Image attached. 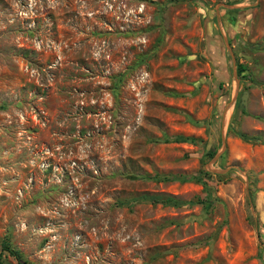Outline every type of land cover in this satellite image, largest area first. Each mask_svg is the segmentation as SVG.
<instances>
[{
    "label": "rangeland",
    "instance_id": "1",
    "mask_svg": "<svg viewBox=\"0 0 264 264\" xmlns=\"http://www.w3.org/2000/svg\"><path fill=\"white\" fill-rule=\"evenodd\" d=\"M3 239L30 264H262L264 0H0Z\"/></svg>",
    "mask_w": 264,
    "mask_h": 264
},
{
    "label": "trees",
    "instance_id": "2",
    "mask_svg": "<svg viewBox=\"0 0 264 264\" xmlns=\"http://www.w3.org/2000/svg\"><path fill=\"white\" fill-rule=\"evenodd\" d=\"M244 69V64L238 63L236 65V71L237 73H240V71H242ZM244 112V110H243ZM237 136H239L241 139L243 140H249V139H256L255 136H248L244 133H242L241 131H236L235 132ZM166 140H169L168 138H165ZM193 138L190 137L188 138L187 136H182V135H175L171 138V140L173 141H178V140H192ZM214 150L213 149H208L205 154L208 156L213 155ZM203 174L206 173V171H201ZM202 173L201 174H195L192 177L195 178L197 181H200L204 186H205V181L202 180ZM152 177H157V175H152ZM168 178H176L179 181H184L186 179L189 178V176L183 175V174H177L174 176H169ZM147 199L151 202H161V203H165V204H171V205H175L177 204L178 200L176 198H174L171 195H159V194H141L139 195V197H136L134 199ZM133 199V200H134ZM198 201L200 202H205V199H199ZM206 206V204H205ZM5 251L7 254L11 255L15 261L16 264H30L29 262H27V260L25 258L22 257L20 251L18 249H16L15 247H12L9 245V242L6 239H3L1 244H0V256H1V252ZM1 262V259H0ZM262 264H264V261H262Z\"/></svg>",
    "mask_w": 264,
    "mask_h": 264
},
{
    "label": "water",
    "instance_id": "3",
    "mask_svg": "<svg viewBox=\"0 0 264 264\" xmlns=\"http://www.w3.org/2000/svg\"><path fill=\"white\" fill-rule=\"evenodd\" d=\"M221 146H222V148H223V146H224L222 141H221Z\"/></svg>",
    "mask_w": 264,
    "mask_h": 264
}]
</instances>
